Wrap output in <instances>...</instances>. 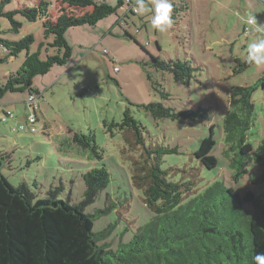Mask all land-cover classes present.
<instances>
[{
    "label": "rangeland",
    "instance_id": "rangeland-1",
    "mask_svg": "<svg viewBox=\"0 0 264 264\" xmlns=\"http://www.w3.org/2000/svg\"><path fill=\"white\" fill-rule=\"evenodd\" d=\"M9 1L5 4L8 10L48 2L53 19L57 18L61 8L60 0ZM110 1L116 3V0ZM171 2L176 6L182 2L185 8L178 12L173 26L163 33L151 28V12L137 15L129 12L127 6L105 17L95 27L69 29L65 36L73 48V55L68 64L56 65L35 78L45 97V103L41 101L43 114L39 112L38 130L11 131L12 127L27 125L28 90L8 92L0 100V151L11 154V163L6 162L2 172L14 185L25 183L37 197L52 191L58 198L81 203L85 201L84 174L106 165L109 182L86 209L90 212L107 209V213L98 214L95 230L111 229L107 241L113 249L121 241L128 242L136 231V224L140 226L151 217L139 186V178L148 172L149 165L143 163L148 154L136 144L133 131H123L119 127L109 131L105 126V121L121 123L127 110L142 125L147 148L178 146V153L163 155L162 167L169 171L173 181L190 183H182L184 189L191 187L184 198L216 180L241 193L246 189L258 193L264 191L261 169L254 164L238 182L232 179L228 165L234 153L225 156L224 151L229 148L222 127L223 117L230 110L231 90L258 84L252 95L254 123L248 140L257 148L264 137V65L245 66L248 43L264 34L243 35L244 19L249 14L264 23V3L262 0ZM144 3L146 8H151L152 0H144ZM241 3L253 6L254 10L248 11ZM16 19L22 22L19 32L11 30L8 19L0 17V37L20 40L26 34H32L35 41L31 51L40 50L45 59L51 50L40 44L52 41V36L45 39L43 22L29 20L20 14ZM25 55L26 51H22L9 57L0 45V78L5 80L9 74L16 73ZM151 55L167 62L189 61L198 69L187 83L178 82L172 72L156 67ZM162 92L168 93V98H163ZM157 102L177 110L203 107L209 111L210 119H154L144 108L137 106ZM8 111L14 117L1 120ZM16 121L20 123L16 124ZM44 124L49 128L46 133L41 130ZM212 124H215L218 142L213 153L219 158L220 167L210 170L197 161L194 152L202 139L210 134ZM64 128L69 135L54 134ZM75 132L94 135L103 158L95 157L91 149L75 142Z\"/></svg>",
    "mask_w": 264,
    "mask_h": 264
},
{
    "label": "trees",
    "instance_id": "trees-1",
    "mask_svg": "<svg viewBox=\"0 0 264 264\" xmlns=\"http://www.w3.org/2000/svg\"><path fill=\"white\" fill-rule=\"evenodd\" d=\"M8 2H1L0 17L8 19L11 30L19 32L22 29V22L16 19L18 14L33 21L39 19L43 22L45 39L52 36V41L40 44V47L45 45L51 50L42 59L40 50L31 51L35 41L32 34H26L20 40L0 37V45L9 57L26 51L20 69L5 80L0 78V100L8 92L28 90L30 94H41L34 87L35 78L48 73L56 65L68 64L72 58L73 48L65 36L69 29L95 27L124 6L135 13L127 0H116L115 4L110 0H60L59 15L53 19L48 2L11 10L6 9ZM182 2L179 6L173 4L174 19L185 8ZM75 9L82 10L75 12ZM246 28L249 30V26ZM151 57L156 67L172 72L178 82L187 83L198 69L189 61L167 62L159 56ZM249 65L245 63V66ZM257 88L258 84L234 87L230 92V110L223 117L222 127L229 148L224 153L228 157L229 152L234 153L228 167L235 182L254 164L261 169L260 179L264 183V137L257 148L248 140L254 123L252 95ZM161 94L163 98L169 96L166 92ZM137 106L144 108L154 119H210L209 111L203 107L177 110L161 102ZM105 126L109 131L112 127L133 131L136 144L148 154L143 160L149 165L148 172L139 178V186L151 217L140 226L136 224L130 240L121 241L113 249L107 241L111 229L95 230L98 214L107 213V209L96 212L86 209V205L95 201L109 182L106 165L84 174L85 201L72 203L70 199L58 198L52 191L37 197L25 183L14 185L2 172L6 162L11 163V154L0 151V264H255L253 258L264 253V191L258 193L246 189L241 193L216 180L200 192L184 198L191 187H183L190 183L173 181L169 171L162 167L163 155L178 153V146L147 148L142 125L130 110L125 112L121 123L105 121ZM35 127L38 130L37 124ZM214 127L212 124L210 134L202 139L194 152L197 161L210 170L220 167V160L213 153L218 144ZM73 140L91 149L95 157L103 158L94 135L75 132Z\"/></svg>",
    "mask_w": 264,
    "mask_h": 264
},
{
    "label": "clouds",
    "instance_id": "clouds-1",
    "mask_svg": "<svg viewBox=\"0 0 264 264\" xmlns=\"http://www.w3.org/2000/svg\"><path fill=\"white\" fill-rule=\"evenodd\" d=\"M133 11L137 15L151 12V28L161 33L168 31L174 24L171 0H152L151 8H146L144 0H136ZM244 22L250 26V31L264 34V23H259L255 15L249 14ZM245 62L256 66L264 65V35L248 43ZM253 259L255 264H264V253L257 254Z\"/></svg>",
    "mask_w": 264,
    "mask_h": 264
},
{
    "label": "built area",
    "instance_id": "built-area-1",
    "mask_svg": "<svg viewBox=\"0 0 264 264\" xmlns=\"http://www.w3.org/2000/svg\"><path fill=\"white\" fill-rule=\"evenodd\" d=\"M128 3L131 4L132 10L134 5L136 4V0H127ZM264 3V0H262ZM134 12V11H133ZM250 31L248 30V28H246V33H249ZM28 107L31 109V111L27 114L26 116V121H27V125H19V126H15L12 128L13 131H27L30 130L32 132L36 131L37 128L35 127V125L38 122V117H37V110L40 109V105H41V94H37V93H31L29 98H28ZM14 114L11 111H8L5 113L4 117L2 118V120H7L9 118H13Z\"/></svg>",
    "mask_w": 264,
    "mask_h": 264
},
{
    "label": "crops",
    "instance_id": "crops-1",
    "mask_svg": "<svg viewBox=\"0 0 264 264\" xmlns=\"http://www.w3.org/2000/svg\"><path fill=\"white\" fill-rule=\"evenodd\" d=\"M244 1H248V0H244ZM241 7H243V8H247L248 9V11H252V10H254V8H252V7H248V6H246L245 5V3H241ZM246 26H248L246 23H245V25H244V27H243V35L244 36H249L250 34H252L251 32L252 31H250L249 33H248V35H246V33H245V28H246ZM249 30H250V26H249ZM96 38V37H95ZM94 38V39H95ZM82 46H84L83 44H82ZM51 79V78H50ZM52 80V79H51ZM53 83V82H52ZM34 87H36V88H38L39 90H40V93L42 94V97H41V100L43 101V103H45V97H44V90L43 89H41L36 83H35V80H34ZM42 102H41V109H40V111L39 112H41L42 114H43V109H42V104H43ZM29 108V107H28ZM28 108H26L25 109V116H27V114L29 113L28 112ZM4 112H5V110H3ZM39 112H38V118H39V120H38V122L40 121V116H39ZM5 115V114H4ZM4 115L2 116V118L4 117ZM2 118H1V120H2ZM9 119H11V118H9ZM9 119H7V120H9ZM17 123H20L19 121H16V124ZM49 128L47 127V126H45V124L44 125H41V130L43 131V133H46L47 132V130H48ZM57 132H55L54 134H58V133H60V136L61 135H69L70 134V132H68V130L66 129V128H64V129H60V130H56ZM49 134V133H48ZM49 137H50V135H49ZM69 139H71V137L69 136Z\"/></svg>",
    "mask_w": 264,
    "mask_h": 264
}]
</instances>
